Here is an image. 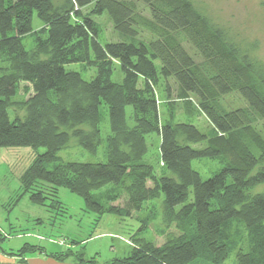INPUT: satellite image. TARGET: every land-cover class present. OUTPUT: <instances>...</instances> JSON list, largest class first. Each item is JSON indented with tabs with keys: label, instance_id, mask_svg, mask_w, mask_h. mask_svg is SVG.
<instances>
[{
	"label": "trees",
	"instance_id": "obj_1",
	"mask_svg": "<svg viewBox=\"0 0 264 264\" xmlns=\"http://www.w3.org/2000/svg\"><path fill=\"white\" fill-rule=\"evenodd\" d=\"M34 13L42 22L36 30ZM103 13L118 40H99L93 17ZM140 27L157 37L137 39ZM26 34L34 35L29 49L22 43ZM69 63L92 65L95 75L86 80L67 70ZM116 64L120 81L111 77ZM161 78L168 94L167 80L175 82L185 104L191 95L199 100L212 124L208 131L190 122H161L155 89ZM233 91L247 109L220 110L215 98ZM102 104L110 125L106 161H59L48 169L72 138L96 153ZM256 118L264 119L263 74L189 0H66L62 6L52 0H0V147L44 148L20 176L24 193L52 212L62 208L58 190L66 188L98 218L131 216L162 195L164 225L161 243L136 233L125 255L102 263L27 243L4 251L1 231L0 254L43 252L58 261L71 255L80 264H223L233 251L236 264H264V190L251 192L264 183V139L254 127ZM152 133L160 138V174L144 161ZM200 158L218 159L221 167L202 179L191 166ZM234 222L246 232L243 245L235 239Z\"/></svg>",
	"mask_w": 264,
	"mask_h": 264
},
{
	"label": "rangeland",
	"instance_id": "obj_2",
	"mask_svg": "<svg viewBox=\"0 0 264 264\" xmlns=\"http://www.w3.org/2000/svg\"><path fill=\"white\" fill-rule=\"evenodd\" d=\"M189 1L212 25L220 28L227 40L236 46L241 54L248 57L253 69L264 76V0ZM52 2L56 6H62L66 0H52ZM89 9L90 5L81 10L87 12ZM141 10V15L147 17V12ZM93 18L99 25L98 38L101 42L119 39L110 18L105 13ZM41 26L42 22L34 13L32 29L36 30ZM156 37L153 31L145 27L138 28L137 39L149 42ZM22 43L26 49L31 48L34 44V35H24ZM184 43L188 48V44ZM155 65L159 70V61L156 60ZM64 66L67 70L78 71L86 80H90L95 75V68L92 65L69 63ZM111 77L114 81L122 79V73L117 64L114 66ZM167 82L169 94L166 82L162 78L155 88L161 122H190L200 131H208L212 124L200 109L199 100L191 95L190 105L185 104L183 98L177 97L178 90L175 82L172 79H168ZM22 97L20 91L16 98L21 100ZM215 100L222 111L236 108L247 109L248 107L245 100L236 91L218 95ZM131 111V107L127 106L126 120L130 126L133 124ZM17 112L21 113L22 111L18 110ZM100 113L102 116L100 122L102 142L96 153L87 152L72 138L69 144L58 152V160L46 164L48 169H52L59 161H106L105 138L110 134V125L104 104L100 106ZM254 127L264 139V119L256 118ZM159 140L156 133L146 136L148 151L144 161L153 165L156 174L163 171L159 156ZM204 144L203 142L192 146L201 148ZM43 151L42 147L37 149L29 146L0 147V228L7 234V239L1 242L3 249L16 251L27 243L43 246L47 252L73 251L75 256L81 255L85 259L94 257L95 260L102 263L105 260L125 255L133 244L132 235L136 233L137 236L148 240L153 238L156 243H161L164 240V235L160 233L164 229L161 215L162 195L157 199L145 202L140 211L131 216L103 214L98 218L97 214L85 211L83 199L66 188L58 190V199L63 205L62 208L48 212L40 205L34 204L28 193H24L20 176L31 163L34 155ZM191 166L202 179H207L221 167V162L218 159L200 158L193 159ZM263 190L264 183L254 186L251 192L256 193ZM38 220L43 222L37 223ZM143 224L144 227L138 232L137 229ZM167 231L173 232V227ZM232 231L235 239H240L239 245L246 243V232L242 224L234 222ZM65 260L75 261L71 255ZM223 264H236L235 252L232 251Z\"/></svg>",
	"mask_w": 264,
	"mask_h": 264
},
{
	"label": "crops",
	"instance_id": "obj_3",
	"mask_svg": "<svg viewBox=\"0 0 264 264\" xmlns=\"http://www.w3.org/2000/svg\"><path fill=\"white\" fill-rule=\"evenodd\" d=\"M36 222L41 223L43 221L38 220ZM0 231L2 232L3 235H5V239H7V236H6L7 234L4 232V230L0 228ZM4 251H8V250L4 249ZM0 264H78V263L76 261H71V260H65L63 262H58L46 256L43 252H30V253L27 252V253H24L22 256L8 255V254H5L4 252H1Z\"/></svg>",
	"mask_w": 264,
	"mask_h": 264
}]
</instances>
